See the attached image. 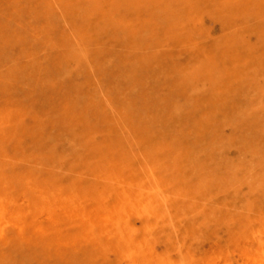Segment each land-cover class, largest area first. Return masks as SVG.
<instances>
[{"label": "rangeland", "instance_id": "374dc122", "mask_svg": "<svg viewBox=\"0 0 264 264\" xmlns=\"http://www.w3.org/2000/svg\"><path fill=\"white\" fill-rule=\"evenodd\" d=\"M57 188L0 264L264 260V0H0V200Z\"/></svg>", "mask_w": 264, "mask_h": 264}, {"label": "bare ground", "instance_id": "6f19581e", "mask_svg": "<svg viewBox=\"0 0 264 264\" xmlns=\"http://www.w3.org/2000/svg\"><path fill=\"white\" fill-rule=\"evenodd\" d=\"M107 170H109V169H107ZM127 176H128V174H127ZM133 179H134V177H133ZM139 180H142V179L140 178ZM144 191H145V189H144ZM151 193H152V191H151ZM123 200L125 201V199H123ZM130 200H131V198H130ZM9 205L12 206V204L7 203V201H1L0 200V221L3 219L4 213L6 211H8L11 214L10 215L11 216V219L14 221V223L16 225H18L20 231L22 230V228H24V227H26L28 225V226L33 227L35 229L36 234L45 235V236H46V234L48 235L49 233L50 234H52V233L53 234H56L55 236H53V239L56 242H61L60 239L62 238V233H61V228H60L61 227L60 226L61 220L63 219L64 216L65 217L66 216L68 217V216H70V214H73L74 209L78 208V205H76V202L73 203V197L71 196V192L69 190H67V189L62 190V189H58V188L56 190H54V191H52V190H46V189L40 190L39 191V194H38V199L35 200V203H33L32 205L29 204V206L27 207V209H22V208L19 209L18 207H15V202L13 203L12 209L9 208L10 207ZM117 211H119V210H117ZM42 216L43 217H47L50 220L48 225H43V223L38 220L39 217H42ZM117 218L119 219V217L111 218V217H109L107 215L106 218L104 217V220L106 222H108L111 219L112 221L114 220L115 223H119V222H117ZM130 231H132V229ZM20 233H22V232H20ZM260 263L261 264H264V260L262 259ZM260 263H258V264H260Z\"/></svg>", "mask_w": 264, "mask_h": 264}]
</instances>
